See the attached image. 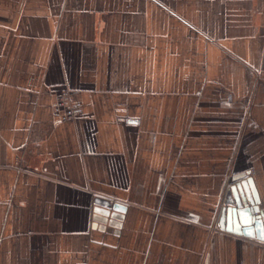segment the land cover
<instances>
[{
  "label": "crops",
  "instance_id": "obj_1",
  "mask_svg": "<svg viewBox=\"0 0 264 264\" xmlns=\"http://www.w3.org/2000/svg\"><path fill=\"white\" fill-rule=\"evenodd\" d=\"M246 175L264 207V0H0V264H264Z\"/></svg>",
  "mask_w": 264,
  "mask_h": 264
},
{
  "label": "water",
  "instance_id": "obj_2",
  "mask_svg": "<svg viewBox=\"0 0 264 264\" xmlns=\"http://www.w3.org/2000/svg\"><path fill=\"white\" fill-rule=\"evenodd\" d=\"M219 225L238 234L263 238L264 207L253 176L233 180L223 201Z\"/></svg>",
  "mask_w": 264,
  "mask_h": 264
},
{
  "label": "built area",
  "instance_id": "obj_3",
  "mask_svg": "<svg viewBox=\"0 0 264 264\" xmlns=\"http://www.w3.org/2000/svg\"><path fill=\"white\" fill-rule=\"evenodd\" d=\"M53 113L58 120L75 119L83 112V104L72 98L70 90L58 92L52 104Z\"/></svg>",
  "mask_w": 264,
  "mask_h": 264
}]
</instances>
